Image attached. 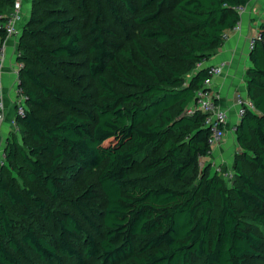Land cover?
Instances as JSON below:
<instances>
[{
  "label": "trees",
  "instance_id": "trees-1",
  "mask_svg": "<svg viewBox=\"0 0 264 264\" xmlns=\"http://www.w3.org/2000/svg\"><path fill=\"white\" fill-rule=\"evenodd\" d=\"M42 1L53 5L32 6L34 25L21 35L30 44L17 58L24 110L14 116L20 134L5 140L4 165L21 175L22 185L9 183L0 170V264L264 259V19L249 54L252 107L235 125L239 151L229 185L222 178L224 166L218 167L221 173L200 167L210 152V130L203 113H189L195 92L209 77L205 63L222 45L223 33L238 24L236 8L249 0H119L139 30L130 48L117 52L96 10L86 64L99 89L92 103L83 87L76 96L63 95L52 81L55 69L72 65L81 53L83 35L72 23L67 1L84 10L85 0ZM13 2L0 0V48ZM108 7L121 22L117 6ZM82 172H95L104 196L102 209L89 208L84 216L92 232L69 211L55 209L82 199L94 205L90 186L79 195L70 190ZM34 212L54 221V237L36 230Z\"/></svg>",
  "mask_w": 264,
  "mask_h": 264
},
{
  "label": "rangeland",
  "instance_id": "rangeland-1",
  "mask_svg": "<svg viewBox=\"0 0 264 264\" xmlns=\"http://www.w3.org/2000/svg\"><path fill=\"white\" fill-rule=\"evenodd\" d=\"M22 4V12L20 15V20L17 25V34L13 37H11L14 41V48L12 52L15 56V61L17 62L18 55L25 51L24 45L30 44L29 40L26 37H22V30L26 27H32L34 24L31 22V17L36 15V10L38 9H45L52 7V3L44 2L40 0L41 2L39 4H36V1L39 0H19ZM67 1V0H66ZM133 2L136 4L137 0H133ZM108 3H113L117 6L119 10V17L121 19V22H117L112 15L110 14V10L108 7ZM85 8L84 10L80 9L79 6L74 2L69 3L67 1L68 9L70 10V14L73 16V25L76 26L83 35V41L81 43V53L77 55L73 61L74 63L72 65L64 66L62 69H55V76L52 78V81L59 86V89L63 95H71L76 96L78 93V90L80 87H83V92H86L89 94L90 98L88 103L96 102L99 98V89L95 83V81L91 80L86 72V64L89 58V52H88V41H89V35H88V28L90 26V21L95 13V11H99V19L98 23L102 27L107 28L110 31V35L107 36L108 41L111 43V47L117 52L121 50H128L131 46V43L134 39L137 37V32L139 30V26L134 22L133 18L134 15H131L128 13L122 4L119 2V0H85L84 1ZM32 6L36 10H33ZM46 43L49 42L48 38H43ZM21 41L23 47L20 48L19 42ZM5 58V53L3 51V48L1 47L0 51V63H3V60ZM17 78L13 80L12 86L14 87L16 85ZM3 83L0 80V93L3 94L2 88ZM10 87V86H9ZM8 87V89H9ZM14 91H12L13 93ZM16 99V100H14ZM18 97L14 95L13 93V103L17 100ZM22 106H24V100L22 102ZM15 110V107L13 108ZM67 112L72 111L68 108H64ZM79 116H82L78 112ZM21 137H18L19 143L22 144ZM2 143V141H0ZM105 145H107L105 143ZM24 147V146H23ZM204 164L200 162V167L203 168ZM3 168L5 179L12 184L17 185L18 187L22 185L21 175L18 174V172L8 168V164L4 166H0V170ZM231 168V166H230ZM221 173V170L219 171ZM95 172H82L77 176L75 181L72 185H70L71 192L76 193V195L82 194L89 186L93 189V192L95 193V202L94 205H90L89 202L82 199L80 204L73 205L72 203H66L65 207H55V209L63 210V211H69L79 222V225L86 231H90L88 223L86 222L84 216L89 215V208L95 207L98 210H101L104 203V196L102 191L100 190L99 186L95 182ZM34 189V192L36 195L43 196L42 190L36 186L31 185ZM64 208V209H63ZM34 225L36 230L41 233L45 234L47 236L54 237L58 230L56 226L54 225V221H43V218L38 215L36 212H34V215L32 216ZM95 224L98 227L99 231H102V227L100 225L99 221H95ZM92 232V230H91ZM97 237L98 235L95 234ZM80 241H76V246L79 245ZM90 264H94V261H89ZM25 264H41L37 260H33L31 263H25ZM64 264H74L72 261L64 259ZM192 264H196L193 262ZM243 264H264V259H250L247 260Z\"/></svg>",
  "mask_w": 264,
  "mask_h": 264
},
{
  "label": "crops",
  "instance_id": "crops-1",
  "mask_svg": "<svg viewBox=\"0 0 264 264\" xmlns=\"http://www.w3.org/2000/svg\"><path fill=\"white\" fill-rule=\"evenodd\" d=\"M263 19L264 0H249L243 11L239 13L237 29L230 31L228 38L205 63L209 66L223 64L221 74L212 78L210 88L216 94L215 101L217 105L228 113L223 139L207 156L201 159V162L209 166L211 170H216L221 166L225 168L232 167L234 154L239 151L233 131L234 125L240 120L236 114L234 98L237 94H241L246 102H250L246 84V71L251 65L249 60L250 50L247 43L251 37L259 32ZM11 37L13 36L6 37L2 45L5 58L3 63H0V80L3 83V94L0 93V103L4 111V121L0 125V140L2 143L11 134L9 121L14 116L13 108L15 107L12 83L15 79L16 61L15 56H11L14 48V41Z\"/></svg>",
  "mask_w": 264,
  "mask_h": 264
},
{
  "label": "built area",
  "instance_id": "built-area-1",
  "mask_svg": "<svg viewBox=\"0 0 264 264\" xmlns=\"http://www.w3.org/2000/svg\"><path fill=\"white\" fill-rule=\"evenodd\" d=\"M238 13H241L243 11V7L236 8ZM22 12V4L19 0H14L10 10L8 11L6 15V24H5V33L6 37L15 36L17 34V25L20 20V15ZM238 25H236L234 28L225 31L222 35L223 42L228 38V35L230 31L236 30ZM260 39L259 32L251 37L248 40L247 46L248 49L251 50L255 44L256 40ZM1 51V48H0ZM22 67L21 63H15V78H17V83L13 88V93L15 96L18 97V101H15V110H14V116L15 115H21L24 110V106H22L23 102V96L21 94V91L18 87V71ZM223 69V64H219L216 66H210L209 68V77L204 81L203 88L197 90L195 92L194 100L191 105V110H198L199 112L203 113L205 115V126L208 127L210 130V137L208 139V146L210 148V151L223 139L224 137V127L228 120V113L226 110L220 108L215 99L216 94L213 92V90L210 88L211 80L214 76H218L221 74ZM16 100V99H15ZM234 105L236 107V114L237 117L240 118L241 115L244 113V110L246 107L251 108V103L246 102L241 94H237L234 98ZM14 116L10 119L9 125H10V132L11 134L18 135L20 134V129L18 124L16 123ZM4 121V111L3 107L0 103V125ZM235 130V125L233 127V131ZM1 141V140H0ZM210 153V152H209ZM6 159L5 155V141L4 143H0V166L4 165ZM216 170L219 172L220 168H216ZM222 178L226 182L227 185L231 183L232 178V167L226 168L222 173Z\"/></svg>",
  "mask_w": 264,
  "mask_h": 264
}]
</instances>
